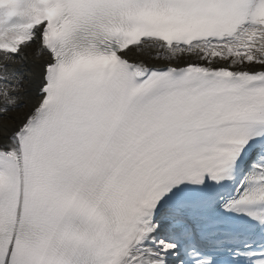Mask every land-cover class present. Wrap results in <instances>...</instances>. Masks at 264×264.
Listing matches in <instances>:
<instances>
[{"label": "snow or ice", "instance_id": "1", "mask_svg": "<svg viewBox=\"0 0 264 264\" xmlns=\"http://www.w3.org/2000/svg\"><path fill=\"white\" fill-rule=\"evenodd\" d=\"M0 264H264V0H0Z\"/></svg>", "mask_w": 264, "mask_h": 264}]
</instances>
